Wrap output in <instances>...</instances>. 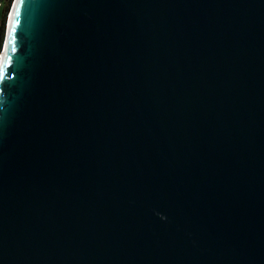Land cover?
Instances as JSON below:
<instances>
[{
    "label": "water",
    "instance_id": "1",
    "mask_svg": "<svg viewBox=\"0 0 264 264\" xmlns=\"http://www.w3.org/2000/svg\"><path fill=\"white\" fill-rule=\"evenodd\" d=\"M15 3L0 264H264V0Z\"/></svg>",
    "mask_w": 264,
    "mask_h": 264
},
{
    "label": "trees",
    "instance_id": "2",
    "mask_svg": "<svg viewBox=\"0 0 264 264\" xmlns=\"http://www.w3.org/2000/svg\"><path fill=\"white\" fill-rule=\"evenodd\" d=\"M2 2H3V10L0 16V54L3 49V44L6 37L7 20L9 17V12L11 11L14 0H2Z\"/></svg>",
    "mask_w": 264,
    "mask_h": 264
},
{
    "label": "bare ground",
    "instance_id": "3",
    "mask_svg": "<svg viewBox=\"0 0 264 264\" xmlns=\"http://www.w3.org/2000/svg\"><path fill=\"white\" fill-rule=\"evenodd\" d=\"M16 3H17V1H16ZM16 3H15V5H14L15 7H16ZM15 7H14V10L12 9V13H11V15H10L9 29L11 28L12 21H13V18H14ZM7 47H8V40L6 41V44H5V50H4L5 52H4L3 55H2V59H4V57H5Z\"/></svg>",
    "mask_w": 264,
    "mask_h": 264
},
{
    "label": "clouds",
    "instance_id": "4",
    "mask_svg": "<svg viewBox=\"0 0 264 264\" xmlns=\"http://www.w3.org/2000/svg\"><path fill=\"white\" fill-rule=\"evenodd\" d=\"M14 4H15V0H14V3H13V5H12V8H11V12H10V14H9V17H10V15H11V13H12V9H13V7H14ZM8 17V18H9ZM8 22V21H7ZM8 28V27H7ZM6 33H7V30H6ZM4 44H5V42H4ZM2 51H3V49H2ZM2 51H1V58H0V61H1V59H2V55H3V53H2Z\"/></svg>",
    "mask_w": 264,
    "mask_h": 264
},
{
    "label": "rangeland",
    "instance_id": "5",
    "mask_svg": "<svg viewBox=\"0 0 264 264\" xmlns=\"http://www.w3.org/2000/svg\"><path fill=\"white\" fill-rule=\"evenodd\" d=\"M4 6H5V4H4ZM2 10H3V6L2 7H0V16H1V14H2ZM11 12V11H10ZM10 12H9V14H10ZM5 42V41H4ZM3 47H4V44H3ZM0 58H1V55H0Z\"/></svg>",
    "mask_w": 264,
    "mask_h": 264
},
{
    "label": "built area",
    "instance_id": "6",
    "mask_svg": "<svg viewBox=\"0 0 264 264\" xmlns=\"http://www.w3.org/2000/svg\"><path fill=\"white\" fill-rule=\"evenodd\" d=\"M3 6V2H2V0H0V7H2Z\"/></svg>",
    "mask_w": 264,
    "mask_h": 264
},
{
    "label": "snow or ice",
    "instance_id": "7",
    "mask_svg": "<svg viewBox=\"0 0 264 264\" xmlns=\"http://www.w3.org/2000/svg\"><path fill=\"white\" fill-rule=\"evenodd\" d=\"M12 50L15 51V48H13Z\"/></svg>",
    "mask_w": 264,
    "mask_h": 264
}]
</instances>
